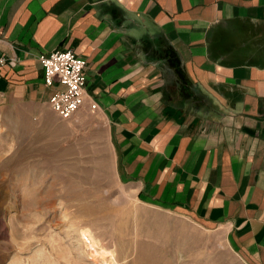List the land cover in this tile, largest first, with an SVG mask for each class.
Instances as JSON below:
<instances>
[{"label":"crops","instance_id":"0c3cea01","mask_svg":"<svg viewBox=\"0 0 264 264\" xmlns=\"http://www.w3.org/2000/svg\"><path fill=\"white\" fill-rule=\"evenodd\" d=\"M55 51L86 61L120 182L264 264V0H0V110L48 124Z\"/></svg>","mask_w":264,"mask_h":264},{"label":"rangeland","instance_id":"374dc122","mask_svg":"<svg viewBox=\"0 0 264 264\" xmlns=\"http://www.w3.org/2000/svg\"><path fill=\"white\" fill-rule=\"evenodd\" d=\"M53 116L42 127L0 110V264H100L82 231L107 264H249L225 231L129 191L96 113Z\"/></svg>","mask_w":264,"mask_h":264},{"label":"built area","instance_id":"2783aa9c","mask_svg":"<svg viewBox=\"0 0 264 264\" xmlns=\"http://www.w3.org/2000/svg\"><path fill=\"white\" fill-rule=\"evenodd\" d=\"M43 82L46 87L54 84L64 87L56 90L49 99L52 111L62 120L69 121L75 115L88 110L95 113L97 104L86 93V61L72 51H55L39 58ZM5 59L0 55V73Z\"/></svg>","mask_w":264,"mask_h":264},{"label":"bare ground","instance_id":"6f19581e","mask_svg":"<svg viewBox=\"0 0 264 264\" xmlns=\"http://www.w3.org/2000/svg\"><path fill=\"white\" fill-rule=\"evenodd\" d=\"M148 223H146V225H147ZM153 224V223H152ZM149 227V226H148ZM154 228H155V226H154ZM158 229V228H157ZM156 229V230H157ZM155 230V231H156ZM163 230V229H162ZM156 233V232H155ZM160 233H161V231H160ZM81 235L82 236H84V237H86V240H85V245L87 246V247H89L90 249H91V252L92 253H95V254H98L100 257H101V259H100V264H107V260H108V258H104L103 257V253H104V251H103V248H102V246L100 245V243H98L97 241H95V239H94V237H93V235L89 232V231H82L81 232ZM158 236V235H157ZM154 246V245H153ZM152 246V247H153ZM98 256V257H99ZM97 259V258H96ZM112 259L113 258H111L110 259V261H112ZM158 259V258H157ZM159 260V259H158ZM109 261V260H108ZM151 261V260H150ZM155 262V261H154ZM98 264V263H97ZM151 264H155V263H152L151 262Z\"/></svg>","mask_w":264,"mask_h":264}]
</instances>
